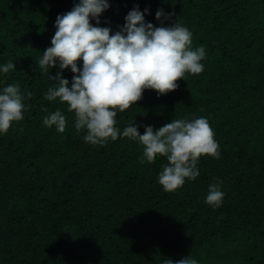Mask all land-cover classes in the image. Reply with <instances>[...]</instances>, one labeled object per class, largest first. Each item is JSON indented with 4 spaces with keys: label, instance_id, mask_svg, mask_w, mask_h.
<instances>
[{
    "label": "trees",
    "instance_id": "obj_1",
    "mask_svg": "<svg viewBox=\"0 0 264 264\" xmlns=\"http://www.w3.org/2000/svg\"><path fill=\"white\" fill-rule=\"evenodd\" d=\"M76 2L0 0V64L15 69L0 73V88L18 82L31 93L23 118L0 134V264H264V0H109L100 16L115 31L139 5L156 26L162 8L192 33L193 49L205 47L201 73L159 97L144 90L114 125L155 131L207 118L220 155L200 156V175L173 191L158 183L166 157L140 164L143 146L119 135L85 142L67 103L44 98L52 82L38 60L57 14ZM56 109L63 132L42 122ZM212 183L224 193L219 207L205 202Z\"/></svg>",
    "mask_w": 264,
    "mask_h": 264
},
{
    "label": "clouds",
    "instance_id": "obj_2",
    "mask_svg": "<svg viewBox=\"0 0 264 264\" xmlns=\"http://www.w3.org/2000/svg\"><path fill=\"white\" fill-rule=\"evenodd\" d=\"M110 7L109 0H78L72 8L57 14L55 29L38 64L52 82L44 98H59L75 115L74 127L86 130L83 140L104 144L118 137L138 140L143 146L140 164L164 156L168 163L158 173V183L165 191L182 186L185 179L200 175L196 165L202 155L218 158V143L206 117L191 120L174 119L153 131L151 125L133 120L122 130L114 127L118 112H123L142 98L144 90H154L157 97L178 87L177 80L185 73L199 74L204 65L203 45L193 49L192 33L172 19L171 12L158 8L154 14L156 26L145 20L148 8L134 5L123 17L118 30L100 26V16ZM92 21V22H90ZM168 22L167 24L165 22ZM77 61H80L79 67ZM56 67L54 75L49 70ZM68 69L71 82L62 77ZM14 69L13 61L0 64V73ZM31 93L21 94L19 83L0 88V134L13 121L23 118L27 107L24 100ZM45 126H55L63 132L65 115L59 110L43 118ZM143 127V134L138 128ZM224 193L218 183L208 186L205 202L219 207ZM168 264H198L194 258L182 257Z\"/></svg>",
    "mask_w": 264,
    "mask_h": 264
}]
</instances>
